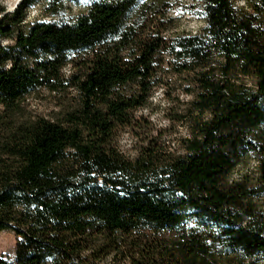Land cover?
<instances>
[{
    "label": "trees",
    "instance_id": "trees-1",
    "mask_svg": "<svg viewBox=\"0 0 264 264\" xmlns=\"http://www.w3.org/2000/svg\"><path fill=\"white\" fill-rule=\"evenodd\" d=\"M192 1L203 26L167 38L168 0L0 5V264H264V0ZM168 75L191 97L181 153L124 156ZM41 91L62 112L27 113ZM246 157L255 182L231 180Z\"/></svg>",
    "mask_w": 264,
    "mask_h": 264
},
{
    "label": "rangeland",
    "instance_id": "rangeland-1",
    "mask_svg": "<svg viewBox=\"0 0 264 264\" xmlns=\"http://www.w3.org/2000/svg\"><path fill=\"white\" fill-rule=\"evenodd\" d=\"M21 0H0V5L5 8V13H12ZM243 0H236L235 6L241 8ZM42 4L38 3L29 11V19H41ZM82 10V7H70L66 16L72 18ZM200 7L192 0H168L164 10V18L161 19V27L164 28V37H173L183 33L195 34L203 22L199 15ZM1 16V15H0ZM166 83L168 87L155 90L149 106L136 114L138 127L126 128L117 136L119 151L129 158H135L140 148L147 145L149 139L158 138L168 152L181 153L182 140L187 137L186 125L176 121V118L184 115L188 101L191 100L184 90L185 83L175 76L168 75ZM65 96L51 95L48 92H38L32 95L26 103V111L29 114L42 117H55L62 112ZM245 178L252 183L257 178V165L253 158L246 157L233 169L230 179ZM16 238L12 233H0V258L9 263L15 259Z\"/></svg>",
    "mask_w": 264,
    "mask_h": 264
}]
</instances>
